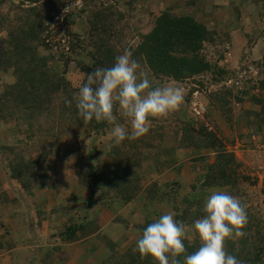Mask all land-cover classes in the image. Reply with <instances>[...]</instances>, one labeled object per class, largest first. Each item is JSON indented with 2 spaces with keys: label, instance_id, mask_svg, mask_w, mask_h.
Segmentation results:
<instances>
[{
  "label": "rangeland",
  "instance_id": "1",
  "mask_svg": "<svg viewBox=\"0 0 264 264\" xmlns=\"http://www.w3.org/2000/svg\"><path fill=\"white\" fill-rule=\"evenodd\" d=\"M52 1L0 0V99L3 97L6 107L0 117V160L8 177H12V167L19 166L16 180L21 198L41 200L40 205L30 208L35 211L32 214L55 217L57 243L63 242L62 235L74 223L86 224L83 235L93 236L107 227L106 236L95 237L89 245L84 242V252L88 246L90 254L96 252L99 244L109 253L114 248L112 264L121 259L123 264H147L151 258L134 251L144 225L172 211L191 230L193 222L203 215L202 199L192 193L207 195L211 167L219 164V156L233 153L241 164L239 179H249L241 183L237 197L246 205L247 226L253 228L245 229L250 239L245 240V236L227 241L225 250L243 264H264V124L260 120L264 113V0L258 4L246 0H66L56 7ZM168 10L193 16L214 32L215 43H205L201 51L212 70L179 83L156 78L144 59L137 60L153 86L171 82L182 90L184 100L167 117L151 120L150 127L158 126L160 132L117 144L109 134L111 125L82 120L74 93L97 64L92 52L98 39L109 48L113 60L124 50L133 54L131 49L141 40L139 34L150 32L156 16ZM35 11L37 17L36 13L33 16ZM46 11L50 12L47 18ZM100 18L114 20V33L107 36L94 31L102 25L97 21ZM37 21L41 27L33 34L30 28ZM46 28L51 38L68 37L69 47L53 52L43 46ZM23 31H29L27 44L33 41L36 57L43 59L40 66L37 64L39 69L56 72L51 82L34 77L39 109L29 114V119L25 112L17 118L12 102L4 99H10L4 93L16 84L15 66L26 51L22 42H14L11 36L22 41ZM54 31L59 35H52ZM196 91L207 110L204 118L193 116L187 100ZM114 114L118 123L128 127L126 118ZM203 120L212 127L211 135L202 133ZM32 163L37 164L31 167ZM178 185L179 191L175 189ZM216 188L227 191L224 186ZM162 191H166V198L152 205L153 196L161 198ZM71 219L75 222L65 226ZM115 227H121L124 234L120 231L115 236ZM197 243L200 241L193 234L185 246L194 248ZM79 249L75 245V260L81 255ZM132 253L138 254L140 261L131 258ZM53 255L49 260H59L62 254L55 251ZM90 258L91 264L103 263Z\"/></svg>",
  "mask_w": 264,
  "mask_h": 264
},
{
  "label": "clouds",
  "instance_id": "2",
  "mask_svg": "<svg viewBox=\"0 0 264 264\" xmlns=\"http://www.w3.org/2000/svg\"><path fill=\"white\" fill-rule=\"evenodd\" d=\"M73 100L85 123L94 120L111 125L109 134L119 144L145 137L151 120L178 110L184 97L171 82L153 86L132 53L124 50L110 67H97L88 73ZM114 112L126 118L128 127L117 122ZM202 211L191 230L172 211L159 215L144 227L134 251L151 257L156 264H243L225 246L227 241L247 235L246 205L227 191L209 189ZM193 234L200 245L189 254L185 242H191Z\"/></svg>",
  "mask_w": 264,
  "mask_h": 264
},
{
  "label": "trees",
  "instance_id": "3",
  "mask_svg": "<svg viewBox=\"0 0 264 264\" xmlns=\"http://www.w3.org/2000/svg\"><path fill=\"white\" fill-rule=\"evenodd\" d=\"M21 1L37 3L39 0H21ZM65 1L66 0H53L51 4L54 3L53 5L54 7H56V5H59V4L63 5ZM67 1H70V0H67ZM246 1H251V2H255L258 4L259 1H262V0H246ZM49 9L53 10L52 7ZM35 13L36 11L33 12V16ZM45 13L46 14L44 17L47 18L50 15V12L46 11ZM37 16L38 14L36 13V17ZM93 18L97 19L95 16ZM38 21L35 23L36 25L34 24L35 26L33 25L30 28V32L33 34H35L34 32L35 29L41 27V23H39L40 21L39 22ZM97 21H100V24H102L101 26H95L94 31H97V34L102 33L104 35L107 34V36H109V34L114 33V31L116 30L115 24L113 23L114 20L108 21L103 18H100ZM16 32H17V28L13 29V34H15ZM25 32L26 31H23L22 41L21 39H18L17 35L11 36L14 42L20 43V44L22 42V47H23L22 49L26 51L24 52L21 59L15 66L16 69L14 71V74L17 78L16 84L8 86L6 88L7 91L4 93L6 95L9 94L10 99H8V96H5L4 99H5V102L7 100L12 102V110H13L12 113L14 115H18L17 118H21V113L25 112L29 119V114H33L35 113L34 112L35 110L39 109L38 105H36V102L39 100L38 99L39 95L37 96V91L35 90V89H38V87L37 85H35V83H33L34 77L36 75H39L40 77L42 78L44 77L46 80H48V82H51V80L55 78L54 74L56 72L53 74L51 70L44 71V70L39 69L40 68L38 67V65L40 66L39 62L43 61V59L36 57L35 52H34L35 48H32L33 45L31 46V43L33 41L27 44L28 41L26 40L28 39H25V38L31 36V34H29L28 33L29 31H27L24 36ZM48 33H49L48 28H46L44 33H42L44 35H42L43 39L41 43L46 48L49 47L46 42ZM19 34H21L20 30H19ZM52 35L58 36L59 33L54 31V34ZM114 35L117 36V34H114ZM35 38L36 37L34 35V41H35ZM139 38L141 39L139 44L136 46V48L131 49V51H133L132 55H134V58L136 60L144 59L145 62L147 63L148 68L151 70L152 74L156 78H167V79H172L174 81H178L179 83H181V82H186L191 79H195L196 77L204 73L210 72L212 70L211 63L205 60L201 56V51L205 43L207 42L215 43V41L217 40L216 36L214 32L210 31L205 24L198 22L193 16H190V15L180 16V15L173 14L170 10L164 11L161 14L156 16L155 21H154V26L152 27L150 32L146 34H139ZM98 40L99 41H97L96 43L93 42L94 49L92 52L94 57L97 58L96 59L97 64L95 63L94 68L90 72L94 71L95 67H110L114 63L113 62L114 60L112 59L113 54L111 53V51H109V48L105 49L104 48L105 46L102 45L101 40L100 39ZM222 43L223 42H220V44ZM76 45L77 43L75 44V46ZM20 48H21V45H20ZM103 49L105 50L103 51ZM51 57L53 58V56ZM262 66L264 68V58H263ZM2 70L5 71L6 69L2 68ZM61 80H62L61 78L58 79V82H60ZM39 85L41 88V84ZM262 86L264 88V82L262 83ZM2 98L0 99V117L1 118L3 117L2 115L5 112L4 108H6L5 104H2L3 103ZM11 98L13 99V101H11ZM187 100L190 105L192 101V96H188ZM258 116L260 118L261 115H258ZM260 120H261V123L264 124V113H262V119ZM203 122L204 123L201 124L202 133L203 134L212 133L211 130H208V128L206 127V123L208 124V122H206V120H203ZM106 126H107V123H106ZM159 130L160 128L158 126L156 127L153 126V127H150L149 132H151L152 134H155L161 131ZM215 138H216L215 136L211 137V139L213 140H215ZM218 160H219V164H216L215 166L211 167L210 181L208 182L209 187H214L215 189L216 186L218 185L224 186L227 188V192L231 193L232 195L237 196L238 192L241 190L240 189L241 183L248 182L249 179L246 177L244 178V180L242 178L239 179L240 177H238V170L241 167V164L237 161V158L233 153H227L224 156L221 155L219 156ZM35 164L37 163H32L31 167H34ZM16 168H19V166L12 167L13 173L11 176L13 179H17L18 169ZM178 186H179L178 188H175L177 191H179L181 187L180 185ZM165 193L166 191L165 192L162 191L161 198L156 197L154 195L150 203L152 205H155L156 203L158 204L161 203L166 198ZM199 194L196 192H193L191 196H194V197H196V195L197 197L199 196L202 199L201 204L203 205V201H204L203 198L206 194H203V193L201 195ZM158 198L161 201H158ZM197 217L198 216H196V218ZM76 224L77 223H74L73 226L69 227L68 231L62 236L65 235L67 237V240H70V241L80 238L77 236V232L80 230L84 231V229H86L87 226L86 224H82V225H76ZM146 226L147 225L145 224L144 227ZM252 228H253L252 225L246 226L247 231H249ZM248 239H250V237L246 236L245 240H248ZM185 244H187V242ZM199 245L200 243H197V246H194V248L185 246L187 248L186 249L187 253L190 254L194 252L199 247ZM110 250L112 251L114 250V248L111 247ZM111 251H110L111 254L107 256V258L103 261L102 264H112L109 261L111 260L112 257L110 258V256H112V252L114 254V251L112 252ZM137 255L138 254H134V256L131 255L132 256L131 258L135 260H139V258L138 259L136 258ZM244 259H246V261L249 262L247 257ZM151 260L152 261H148L147 264H156V262L152 258ZM121 262H122V259L118 261V263L115 262L114 264H123V262L122 263ZM128 264H132V262Z\"/></svg>",
  "mask_w": 264,
  "mask_h": 264
},
{
  "label": "crops",
  "instance_id": "4",
  "mask_svg": "<svg viewBox=\"0 0 264 264\" xmlns=\"http://www.w3.org/2000/svg\"><path fill=\"white\" fill-rule=\"evenodd\" d=\"M20 188L16 179L7 176V171L0 160V264H91L90 257L100 262L107 258L110 253L103 245L98 244L97 251L92 254L89 253V246L84 252V242L89 245L95 237L106 236L107 227L100 228L97 230L99 233L93 236L83 235L81 231L77 233L80 238L71 241L64 235L63 242L57 243L58 238L54 237L56 234L53 230L55 217L50 213L39 218L34 216L32 212L35 211H31L30 208L40 205L41 200L26 196L21 198ZM73 222L75 221L71 219L69 223L64 224L68 226ZM115 231V236L120 231L124 234L121 227L119 229L115 227ZM112 239L116 240L113 237ZM75 245L81 251L76 260L72 256ZM55 251L62 254L61 259L49 260L50 257H54Z\"/></svg>",
  "mask_w": 264,
  "mask_h": 264
},
{
  "label": "built area",
  "instance_id": "5",
  "mask_svg": "<svg viewBox=\"0 0 264 264\" xmlns=\"http://www.w3.org/2000/svg\"><path fill=\"white\" fill-rule=\"evenodd\" d=\"M67 38L68 37H65L63 35H60L59 38H51L50 36H47L46 42L51 51L57 52L61 49H67V47H69V38L68 39ZM198 94H199L198 91H196L193 94L192 101L190 103V109L194 117L204 118L205 114L207 113V110L204 104H202V102L199 101ZM206 127L208 128V130H212L211 126H209L207 123H206Z\"/></svg>",
  "mask_w": 264,
  "mask_h": 264
}]
</instances>
